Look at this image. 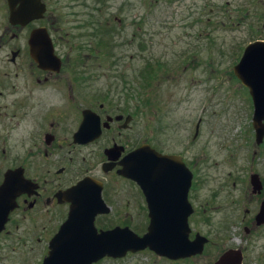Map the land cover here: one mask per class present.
<instances>
[{"label":"flooded vegetation","instance_id":"flooded-vegetation-1","mask_svg":"<svg viewBox=\"0 0 264 264\" xmlns=\"http://www.w3.org/2000/svg\"><path fill=\"white\" fill-rule=\"evenodd\" d=\"M239 1L243 0H213L212 4L235 7ZM28 4L36 6V17L25 23L20 22L23 18L11 23L8 0H0V264H43L53 252L54 241L66 220L65 239L70 243V238L79 237L80 231L70 232L71 205L82 207L87 202L84 197L98 189L103 207L108 209L94 217L98 232L127 227L139 236L144 234L151 222L149 201L141 185L122 172L129 167L125 158L141 147L142 155L154 156L155 151L179 156L189 170L186 191L187 172L181 182L178 166L164 167L166 181L148 184L154 192L151 208L165 214L166 229L178 227L181 221L177 215L189 209L188 239H201L202 251L170 258L146 248L124 257L149 250L164 264H215L230 253L236 264H264V222L257 224L264 203V175L252 171L247 177L248 185L236 193L228 190V179L219 182L217 177L203 173L202 166L208 160L200 153L198 157H187L184 137L175 139L167 128L154 125L144 136L138 123L140 105L136 93L84 95L87 104L75 114L70 59L59 49L70 44V13L66 10L63 14L64 5L70 9V2L29 0ZM24 5L26 0H17L14 10L21 12ZM261 5L263 8L250 26L256 37L252 41L264 40V0ZM243 9L238 8L249 15ZM42 28L41 36L48 35L59 61L40 64L31 55V35ZM86 111L87 125L78 134ZM199 125L198 120L193 139L198 136ZM252 130L255 144L264 149V136L256 143L253 127ZM150 170L155 175L161 167ZM254 174L257 188L251 183ZM81 182L84 183L78 190H73ZM181 188L186 193L184 201ZM160 193H164L163 198ZM167 194L173 198H166ZM244 205L248 206L239 215ZM123 213L135 214L131 220L136 224L122 222ZM236 228L237 238L233 241L232 230ZM124 257L103 256L92 264Z\"/></svg>","mask_w":264,"mask_h":264},{"label":"rangeland","instance_id":"rangeland-1","mask_svg":"<svg viewBox=\"0 0 264 264\" xmlns=\"http://www.w3.org/2000/svg\"><path fill=\"white\" fill-rule=\"evenodd\" d=\"M68 1L63 14L70 13V44L59 49L70 59L75 114L87 104L84 95L136 93L144 136L154 125L175 139L184 137L187 157L200 153L208 160L203 173L219 182L228 179V190L236 193L248 185L252 171L264 175V149L251 137L252 101L232 72L243 48L256 38L250 26L262 0L235 7L213 0ZM134 215L123 213L122 222L135 225ZM237 231L232 230L233 241ZM102 264L164 263L145 250Z\"/></svg>","mask_w":264,"mask_h":264},{"label":"water","instance_id":"water-1","mask_svg":"<svg viewBox=\"0 0 264 264\" xmlns=\"http://www.w3.org/2000/svg\"><path fill=\"white\" fill-rule=\"evenodd\" d=\"M17 0H8L11 8L10 21L11 23L19 22V18H23V21L28 22L30 19L36 17L35 5L28 4L29 0H26V5L23 6L21 12L14 10V4ZM42 29H36L33 31L30 43L31 55L34 59L40 63L59 61L54 55L53 45L48 37L41 36ZM232 72L234 76L240 81V83L248 89L253 105V113L251 118L252 127L255 132L256 143H260L264 136V40H255L249 42L242 51L238 61L233 65ZM88 111L84 112L83 121L80 124L78 134L87 125L86 119ZM144 147L138 148L125 158V163L129 165L122 172L125 176L136 180L142 187L144 194L146 195L150 206L151 222L142 235H137L129 228L115 227L110 230H100L99 232L94 226V217L99 213H105L108 211L104 208V203L100 197V189L95 194L84 197L87 200L82 207H77L75 204L71 205L70 209V232L74 230L80 231L82 234L77 238H70V243L65 239L63 233L67 231L66 220L62 227L58 240L55 239L53 245V252L44 260L43 264H92L98 261L103 256H110L113 258L124 257L128 252L135 253L137 251L144 250L146 248L153 251L159 256H170V258L190 256L195 253H201L202 242L200 240L190 241L188 239V225L187 217L190 212L189 209L186 212L180 213L181 223L178 227L171 225L170 228H165L164 218L165 214L156 211L151 204V200L154 197V192L149 188L148 184L155 181H166L167 171L164 167L180 168V180L184 182L185 171L187 172L186 184L188 187L190 184V172L181 162L180 157L176 155H164L154 151V156L142 155ZM138 164V171L135 170V166ZM160 166V173L153 175L150 168ZM133 167V169H130ZM257 175L251 176V183L254 188H257ZM84 182L79 183L73 188H78ZM260 185H258V189ZM163 198L164 193H160ZM181 199L185 200V189L181 188ZM166 198L172 199L173 196L167 194ZM187 201V200H186ZM167 204H163L166 206ZM187 206L189 204L187 202ZM154 211H153V210ZM174 214H171L173 216ZM80 222L81 225H74ZM264 222V203L261 205L260 211L257 215V224ZM64 238V239H63ZM58 246V249H57ZM70 247V248H69ZM215 264H236L233 258V254H225Z\"/></svg>","mask_w":264,"mask_h":264}]
</instances>
